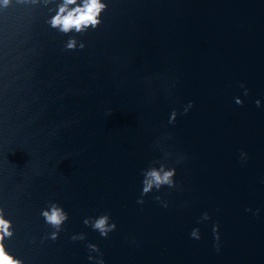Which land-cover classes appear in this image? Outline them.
Masks as SVG:
<instances>
[{
	"label": "water",
	"instance_id": "obj_1",
	"mask_svg": "<svg viewBox=\"0 0 264 264\" xmlns=\"http://www.w3.org/2000/svg\"><path fill=\"white\" fill-rule=\"evenodd\" d=\"M59 2L0 8L6 250L24 264H95L88 244L104 264H264V0H105L74 51L46 23ZM154 162L177 186L139 204ZM50 201L69 216L55 241ZM102 213L107 238L83 222Z\"/></svg>",
	"mask_w": 264,
	"mask_h": 264
},
{
	"label": "clouds",
	"instance_id": "obj_2",
	"mask_svg": "<svg viewBox=\"0 0 264 264\" xmlns=\"http://www.w3.org/2000/svg\"><path fill=\"white\" fill-rule=\"evenodd\" d=\"M13 0H0V8L6 9L12 4ZM18 4H38L41 0H16ZM45 5L52 2V0H43ZM107 3L105 0H60L54 10V15L46 21L52 29L57 32L68 35L69 39L65 43L66 50L84 49L85 44L78 42L76 35H83L88 32L89 29L95 30L102 23L103 13L107 10ZM71 34V35H70ZM247 95V90H245ZM236 103L242 105L240 99H236ZM259 101H256L259 106ZM193 106V102H189L185 108L184 113L187 114L188 110ZM177 117V112L173 110L171 113L169 123H174ZM247 154L241 152V161H245ZM179 162V161H178ZM159 163V162H154ZM142 193L141 198L137 201L139 204L144 203L143 197L147 196L154 189L159 191L161 188L167 186L168 188H175L174 177L176 175L175 168H169L164 163H159V167L150 165L147 169L142 170ZM157 201H160L164 207H167V202L162 201L161 197H155ZM41 216L45 223L53 229L51 233L46 234L44 239L57 240L60 232L63 230V226L68 221V213L56 202H49L47 207L41 210ZM203 220L209 219L208 213H204L202 216ZM84 224L90 226L94 231L99 232L100 236L107 238L109 233L116 230V223L111 222L109 213H102L97 217H89L84 219ZM14 235V229L12 221L5 218V212L3 208H0V264H24L23 260L16 258L6 249L5 241L11 239ZM191 236L195 239H199V229H193ZM85 236L83 233L73 235L71 240H84ZM89 249V260H95V264H104L102 258L103 254L100 248L96 244H88ZM217 251L219 247L217 246ZM91 253L99 254L98 257H93Z\"/></svg>",
	"mask_w": 264,
	"mask_h": 264
}]
</instances>
